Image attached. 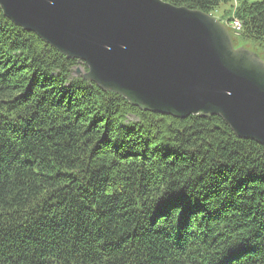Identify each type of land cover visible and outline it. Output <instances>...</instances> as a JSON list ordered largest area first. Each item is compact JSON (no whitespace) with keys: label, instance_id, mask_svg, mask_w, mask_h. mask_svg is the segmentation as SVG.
I'll use <instances>...</instances> for the list:
<instances>
[{"label":"trees","instance_id":"1","mask_svg":"<svg viewBox=\"0 0 264 264\" xmlns=\"http://www.w3.org/2000/svg\"><path fill=\"white\" fill-rule=\"evenodd\" d=\"M238 19L264 0H162ZM0 7V264H264V146L219 116L143 112Z\"/></svg>","mask_w":264,"mask_h":264},{"label":"water","instance_id":"2","mask_svg":"<svg viewBox=\"0 0 264 264\" xmlns=\"http://www.w3.org/2000/svg\"><path fill=\"white\" fill-rule=\"evenodd\" d=\"M17 27L67 59L77 74L132 106L176 119L219 116L264 146V60L236 46L210 14L162 0H0Z\"/></svg>","mask_w":264,"mask_h":264},{"label":"rangeland","instance_id":"3","mask_svg":"<svg viewBox=\"0 0 264 264\" xmlns=\"http://www.w3.org/2000/svg\"><path fill=\"white\" fill-rule=\"evenodd\" d=\"M252 1L256 2V1H263V0H252ZM229 11H230V6L224 5L218 10V12H215L214 15L212 16L215 17L217 20H219L221 23H223L230 30L232 35L237 38L238 37L237 35H240V32L235 31L231 27V22H229L230 19H226V18L222 19V17ZM240 46H243L245 49L257 53L264 60V49L262 47L255 45L253 43H243V44H240ZM78 69H80L82 72H85L83 67H80Z\"/></svg>","mask_w":264,"mask_h":264},{"label":"built area","instance_id":"4","mask_svg":"<svg viewBox=\"0 0 264 264\" xmlns=\"http://www.w3.org/2000/svg\"><path fill=\"white\" fill-rule=\"evenodd\" d=\"M231 27L237 31L240 32L242 30V23L239 20H234L231 22Z\"/></svg>","mask_w":264,"mask_h":264}]
</instances>
